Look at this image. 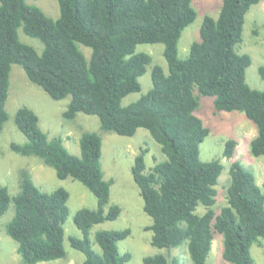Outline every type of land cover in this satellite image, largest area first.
<instances>
[{
    "label": "trees",
    "instance_id": "obj_1",
    "mask_svg": "<svg viewBox=\"0 0 264 264\" xmlns=\"http://www.w3.org/2000/svg\"><path fill=\"white\" fill-rule=\"evenodd\" d=\"M260 0H222L217 18L205 14L200 39L191 43L185 58L178 56V40L194 21L192 0H57L59 14L52 18L27 0H0V132L8 119L5 102L12 64L22 67L28 79L52 99L70 96L62 116L74 119L78 112L96 115L100 128L119 135L146 129L161 146L165 159L145 170L143 147L135 155L131 172L139 186L143 210L151 219L150 243L160 249L180 247L186 241L192 264H207L215 232L223 235V262L254 264L250 248L264 237V181L238 160L229 166L227 200L217 213L219 159L203 161L199 144L209 129L194 113L199 96L214 97V110L243 112L256 127L250 152L264 156V90L245 80L251 63L247 52H239L245 14ZM39 39L41 52L19 37L18 29ZM162 43L168 72L159 64L151 67L152 87L138 99L122 105V98L139 91V77L152 57L136 51V45ZM79 44L90 49L87 56ZM264 47V33H263ZM264 80V65L258 67ZM16 127L25 135L10 148L22 155H35L54 168L58 178L78 180L97 199V207L79 208L73 215L82 237L69 236V244L84 254V264H126L131 253L118 251V241L130 228L101 229L93 249L89 228L113 220L121 207L111 204L112 180L103 177L100 157L102 139L95 131L79 137L80 154L70 153L60 136L48 137L39 117L27 106L14 115ZM237 141H225L223 156L232 157ZM19 191L10 196L0 184V216L13 203L6 223L7 234L17 243L23 264L65 256L63 224L68 216L69 192L64 187L43 191L25 168L19 173ZM203 205L205 211H196ZM264 256V249H263ZM143 264H180L178 257L163 252L145 255Z\"/></svg>",
    "mask_w": 264,
    "mask_h": 264
},
{
    "label": "rangeland",
    "instance_id": "obj_2",
    "mask_svg": "<svg viewBox=\"0 0 264 264\" xmlns=\"http://www.w3.org/2000/svg\"><path fill=\"white\" fill-rule=\"evenodd\" d=\"M39 6L45 14L56 18L59 14L57 0H27ZM222 0H192L196 10L193 22L184 28L178 40V56L185 58L189 54L192 42L200 39L199 30L205 14L217 18ZM22 41L33 45L41 52L43 45L39 39L26 35L21 28L18 29ZM264 0L250 6L245 14L242 41L236 45L239 52H247L251 56V63L245 70V80L252 88L264 90V80L258 73V67L264 65ZM81 50L89 56L90 49L79 44ZM136 51H144L151 55L152 63L146 67V72L139 77L141 88L131 92L122 98V105H126L138 99L152 87L151 67L153 64L161 65L168 72L167 62L162 54V43H143L136 45ZM214 97L200 95L199 105L194 113L202 120L204 126L209 129L208 134L199 144V155L203 161L219 159L223 165L215 185L217 194L213 209L218 213L227 202V187L229 185V166L234 160L251 170L255 175L256 183L262 187L264 181V156H254L250 152V141L256 135V127L243 112L214 110ZM70 96L62 99H52L40 86L32 83L22 67L12 64L8 95L5 109L8 119L0 132V184L5 185L10 196L16 194L19 187V173L25 168L29 171L32 180L43 191H52L57 187H64L69 192L67 200L68 216L63 224V245L65 256L48 261H39L35 264H84V254L69 244L68 237H82V231L74 224L73 215L81 207L94 209L97 207L96 196L88 190L80 181L71 177L60 179L53 167L45 164L35 155H22L10 148L11 142L22 143L25 135L16 127L14 115L21 106H27L34 110L39 117V125L49 138L60 136L65 148L73 154H80L79 137L85 130L97 132L102 139L101 167L103 177L112 180L110 184V197L104 211L109 205L118 204L121 207L120 214L113 220H103L93 224L88 231V238L95 251L101 252V248L95 241V232L101 229L130 228V234L118 241V251H129L131 258L126 264H143L145 255L164 252L168 258L178 257L180 264H192L184 241L180 247L169 250L160 249L150 243L151 230L145 226L151 224V217L143 210V199L139 186L134 181L131 166L135 155L141 148L147 147L144 154L145 170L148 172L151 166L165 159L161 146L144 128H138L131 135H119L116 132L104 131L100 128L96 115L78 112L71 120L63 118L62 113L69 103ZM23 134V135H22ZM233 138L237 141L232 157L223 156L225 141ZM196 211L203 213L205 207L198 205ZM13 215V203L0 216V264H23L17 252V243L7 234L6 223ZM264 237H259L258 242L251 245L250 252L254 264H264ZM223 235L215 232L207 264H219L223 262Z\"/></svg>",
    "mask_w": 264,
    "mask_h": 264
},
{
    "label": "bare ground",
    "instance_id": "obj_3",
    "mask_svg": "<svg viewBox=\"0 0 264 264\" xmlns=\"http://www.w3.org/2000/svg\"><path fill=\"white\" fill-rule=\"evenodd\" d=\"M23 135V134H22Z\"/></svg>",
    "mask_w": 264,
    "mask_h": 264
}]
</instances>
